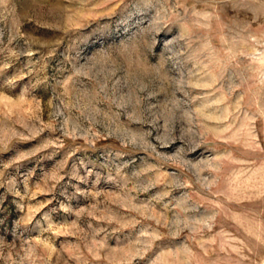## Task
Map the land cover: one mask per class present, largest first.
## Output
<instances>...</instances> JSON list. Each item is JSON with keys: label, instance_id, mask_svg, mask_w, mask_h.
Returning <instances> with one entry per match:
<instances>
[{"label": "rangeland", "instance_id": "rangeland-1", "mask_svg": "<svg viewBox=\"0 0 264 264\" xmlns=\"http://www.w3.org/2000/svg\"><path fill=\"white\" fill-rule=\"evenodd\" d=\"M0 264H264V0H0Z\"/></svg>", "mask_w": 264, "mask_h": 264}]
</instances>
